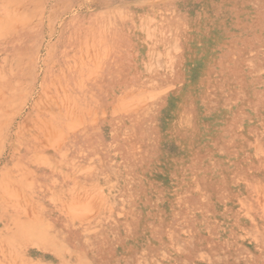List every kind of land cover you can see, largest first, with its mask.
I'll return each mask as SVG.
<instances>
[{"label": "rangeland", "instance_id": "obj_1", "mask_svg": "<svg viewBox=\"0 0 264 264\" xmlns=\"http://www.w3.org/2000/svg\"><path fill=\"white\" fill-rule=\"evenodd\" d=\"M254 29L264 0H0V264H264Z\"/></svg>", "mask_w": 264, "mask_h": 264}, {"label": "bare ground", "instance_id": "obj_2", "mask_svg": "<svg viewBox=\"0 0 264 264\" xmlns=\"http://www.w3.org/2000/svg\"><path fill=\"white\" fill-rule=\"evenodd\" d=\"M231 20V19H230ZM237 20V19H236ZM241 21V20H240ZM243 23V22H242ZM224 24V23H223ZM245 24V23H244ZM243 24V25H244ZM222 25V24H221ZM226 25V24H225ZM224 25V26H225ZM241 26V25H240ZM221 28V27H220ZM256 29H254V31H255ZM220 33V32H219ZM255 34H256V36H258L259 35V38H258V40H259V42H264V32L263 31H258V30H256L255 32H254ZM258 34V35H257ZM206 36L207 37H210L211 35L210 34H206ZM193 37H192V35H191V39H192ZM217 34H213L212 35V39L214 40V41H217ZM233 38V37H232ZM191 39H190V41H191Z\"/></svg>", "mask_w": 264, "mask_h": 264}]
</instances>
